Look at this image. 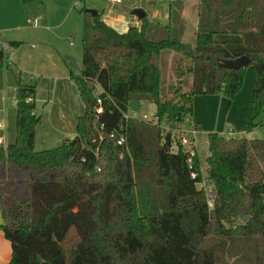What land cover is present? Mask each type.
Returning <instances> with one entry per match:
<instances>
[{
    "label": "trees",
    "instance_id": "trees-1",
    "mask_svg": "<svg viewBox=\"0 0 264 264\" xmlns=\"http://www.w3.org/2000/svg\"><path fill=\"white\" fill-rule=\"evenodd\" d=\"M175 1L168 26L145 19L141 28L119 33L100 14L86 23L82 71L71 70L85 113L76 121V137L56 149L36 150L37 84L15 78V136L0 145V179L16 181L0 191L10 264H216V250L205 247L209 237L255 239L256 264H264V140L207 136L212 209L205 190L196 187L204 180L200 155L191 168L181 146L171 151L173 134L193 116L195 97L223 93L232 102L241 91L246 68L223 69L218 60L250 59L256 85L243 131L258 127L264 0H200L193 46L179 39L184 7ZM166 52L179 57L176 71L180 78L190 75L191 89L179 84L163 93ZM132 101L154 103L158 125L125 123ZM95 133L97 149L91 146ZM242 215L249 220L239 225ZM72 231L75 240L67 245Z\"/></svg>",
    "mask_w": 264,
    "mask_h": 264
},
{
    "label": "rangeland",
    "instance_id": "rangeland-1",
    "mask_svg": "<svg viewBox=\"0 0 264 264\" xmlns=\"http://www.w3.org/2000/svg\"><path fill=\"white\" fill-rule=\"evenodd\" d=\"M181 0L179 5H185ZM200 0H189L193 13L189 17L187 27L179 37L185 43L193 46L197 30V10ZM175 0L170 3L165 0H122L116 4L112 0H0V46L3 51V68L0 72V119L4 129V146H7L15 136L16 88L14 80L18 77L22 83H36L35 114L41 119L37 125L35 145L37 151L56 149L65 140L74 139L77 133L76 121L84 115L85 105L79 95L75 82L71 79L68 67V57L75 59L83 67V45L88 38L86 23L93 18L92 12L115 19L124 18L128 21H138L137 12L148 16V21L168 26L164 18L177 7ZM190 6V7H191ZM154 12L159 18H152ZM182 14V13H181ZM37 19L36 26L33 21ZM12 42H18V47H12ZM177 59L173 53L163 55V93L171 94L179 84L185 90L192 87V78L186 75L178 76ZM244 84L239 94L231 102L223 93L212 96H197L193 115L200 124L201 131L206 135L218 134L221 137L236 139L264 140V113L258 119V127L251 132H244L248 124L252 106L256 74L252 66L245 69ZM97 91L102 90L97 87ZM137 111L149 118L156 115L157 107L148 101L129 104V112ZM189 123L182 124L186 131ZM234 135H231L233 134ZM176 135V134H175ZM208 145L202 143L199 155L203 162V174L207 185L208 165L206 156ZM21 180L25 177L20 176ZM16 184V181L0 179V191L4 187ZM2 206L0 203V223L2 221ZM239 220L237 224H244ZM0 250L4 260L10 257V242L3 231ZM75 240V232L69 235L67 245ZM205 247L214 248L217 253L216 264H256L258 245L255 239H229L209 237ZM8 261V260H7ZM5 264H10L5 262Z\"/></svg>",
    "mask_w": 264,
    "mask_h": 264
},
{
    "label": "built area",
    "instance_id": "built-area-1",
    "mask_svg": "<svg viewBox=\"0 0 264 264\" xmlns=\"http://www.w3.org/2000/svg\"><path fill=\"white\" fill-rule=\"evenodd\" d=\"M112 2L116 4H120L122 0H112ZM35 25H38V20L35 19L33 21ZM102 92L97 91L96 96H97V104H98V109H97V114H101L104 109H102V99L100 97V94ZM33 99L29 98L27 102H32ZM13 106H17V101L13 102ZM124 122L127 123L129 120L134 119V120H139L143 121L146 123H150L153 125H158L159 120L158 117L155 115L153 118H149L146 114H140L137 111H132L124 114ZM184 123H189L190 127L188 130L183 131L182 126L181 128L173 134V140L175 141V144L172 146L171 151L173 153H177L179 151V147L181 146L183 148V151L185 154L188 156V164L192 168L193 165V158L197 154H199V148L202 145V143H206L208 145V137L201 131L199 127H197V124L192 118H186ZM4 123L2 120H0V130L4 129ZM121 130H124V126L121 128ZM176 134V135H175ZM114 137V135H112ZM178 143V144H177ZM4 144V136L0 135V145ZM118 145L120 146H125L126 145V136L123 133V131L119 132V139H118ZM210 152H207L206 159L210 157ZM196 174H192V178L196 179ZM210 183V182H207ZM196 187L198 189H203L206 192L207 196V202L209 207L212 209L214 207V199H215V194L213 192V189L208 188L206 186V181L203 180L200 183L196 184ZM210 187V186H209Z\"/></svg>",
    "mask_w": 264,
    "mask_h": 264
},
{
    "label": "crops",
    "instance_id": "crops-1",
    "mask_svg": "<svg viewBox=\"0 0 264 264\" xmlns=\"http://www.w3.org/2000/svg\"><path fill=\"white\" fill-rule=\"evenodd\" d=\"M165 1H167V2H169L170 3V0H165ZM188 1L189 0H185L184 2H185V5H184V8H183V11H181V13H182V20L184 21V25H185V27H187L186 25H187V23H188V19H189V17H190V15L193 13V10H192V6L188 3ZM122 3V2H121ZM120 3V4H121ZM191 6V7H190ZM99 14V13H98ZM101 15V19H102V21H104L107 25H109V26H111V27H113L116 31H118L119 33H126L128 30H129V28L130 27H138V28H141V26L143 25L142 23V21H140L139 19H137L138 21H135V20H133V21H128V20H126V19H124V18H121V19H115V18H113L112 16H110V15H108V16H105V15H103V14H100ZM160 17V15H159V13H157V12H154L153 13V15H152V18H159ZM167 21L166 22H168V23H170V20H171V13H169L168 15H165V17H164ZM146 19L148 20V16L146 17ZM150 22V21H149ZM39 23V22H38ZM152 23H154V22H152ZM161 24V23H160ZM162 25V24H161ZM37 26V25H36ZM69 67V66H68ZM70 69V68H69ZM70 72H71V69H70ZM255 89V88H254ZM201 97H204V96H201ZM196 98V97H195ZM194 106H195V99H194ZM193 106V107H194ZM252 107V106H251ZM250 110H251V108H250ZM192 119L195 121V123L199 126V128H200V124L196 121V120H198V118L196 119L195 117H194V115L192 116ZM0 120H2V119H0ZM3 121V120H2ZM231 135H234V133L233 134H231ZM76 137V136H75ZM70 140H72V139H70ZM37 150V149H36ZM2 216V215H1ZM2 221H3V217H2ZM4 222V221H3ZM3 223H0V225H2ZM2 234L0 233V244L2 243ZM10 249H11V244H10ZM11 256H12V249H11V251H10V257H9V259H7V260H4V258H5V256H4V253L0 250V264H5V262H9L10 260H11Z\"/></svg>",
    "mask_w": 264,
    "mask_h": 264
},
{
    "label": "water",
    "instance_id": "water-1",
    "mask_svg": "<svg viewBox=\"0 0 264 264\" xmlns=\"http://www.w3.org/2000/svg\"><path fill=\"white\" fill-rule=\"evenodd\" d=\"M98 13L97 12H92V16H96ZM137 17L140 21H144L146 19V14L144 12L138 11L137 12ZM67 60L69 61V68L73 71L74 74H80L82 69L78 65L77 61L73 58L68 57ZM218 65L219 67L227 70H232V71H239L242 69L247 68L250 65V59L246 56H243L241 58H238L236 60H218ZM101 138L97 133H95V141L91 143V146L95 149H97L100 145ZM241 220L243 222H246L248 217H245L242 215Z\"/></svg>",
    "mask_w": 264,
    "mask_h": 264
}]
</instances>
